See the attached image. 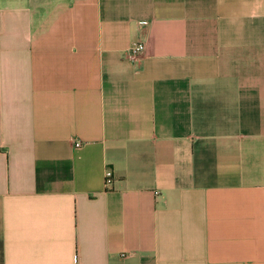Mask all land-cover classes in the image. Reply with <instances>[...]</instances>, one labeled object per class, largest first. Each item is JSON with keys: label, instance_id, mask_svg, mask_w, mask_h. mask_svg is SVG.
<instances>
[{"label": "crops", "instance_id": "crops-1", "mask_svg": "<svg viewBox=\"0 0 264 264\" xmlns=\"http://www.w3.org/2000/svg\"><path fill=\"white\" fill-rule=\"evenodd\" d=\"M0 264H264V0H0Z\"/></svg>", "mask_w": 264, "mask_h": 264}, {"label": "built area", "instance_id": "built-area-1", "mask_svg": "<svg viewBox=\"0 0 264 264\" xmlns=\"http://www.w3.org/2000/svg\"><path fill=\"white\" fill-rule=\"evenodd\" d=\"M144 49V43H137L128 49L126 57L131 61H135L139 56H141V54L144 52ZM74 145L79 146L80 142L76 141L74 142ZM113 180L112 170L110 168L106 169L104 172V187L106 189L110 188L113 184Z\"/></svg>", "mask_w": 264, "mask_h": 264}, {"label": "rangeland", "instance_id": "rangeland-1", "mask_svg": "<svg viewBox=\"0 0 264 264\" xmlns=\"http://www.w3.org/2000/svg\"><path fill=\"white\" fill-rule=\"evenodd\" d=\"M21 1H26V0H21Z\"/></svg>", "mask_w": 264, "mask_h": 264}]
</instances>
